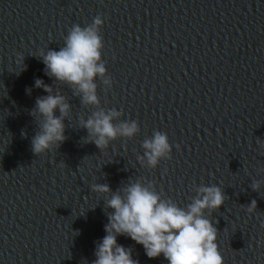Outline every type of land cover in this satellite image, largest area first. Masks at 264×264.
I'll return each mask as SVG.
<instances>
[{"label":"water","instance_id":"95a60500","mask_svg":"<svg viewBox=\"0 0 264 264\" xmlns=\"http://www.w3.org/2000/svg\"><path fill=\"white\" fill-rule=\"evenodd\" d=\"M97 15L106 72L90 104L46 74L42 53ZM50 94L69 105L65 139L36 154L35 104ZM101 110L138 131L97 147L83 122ZM156 131L172 148L153 168L142 144ZM137 181L181 207L220 187L205 214L223 264H264V0H0V264H93L107 200ZM117 243L139 264H168L127 235Z\"/></svg>","mask_w":264,"mask_h":264},{"label":"clouds","instance_id":"9594fccd","mask_svg":"<svg viewBox=\"0 0 264 264\" xmlns=\"http://www.w3.org/2000/svg\"><path fill=\"white\" fill-rule=\"evenodd\" d=\"M102 24L103 19L99 15L86 26L73 24L59 50L42 53L46 74L75 85L82 94L83 102L90 104L98 102L94 77L103 76L106 72L101 61L104 47L100 35ZM35 86L41 87L42 81L36 79ZM45 90L51 92L47 86ZM68 108L69 105L58 94L36 100L35 111L43 117V123L42 130L31 142L34 153L40 154L65 139L62 117L67 114ZM57 109L60 117L55 115ZM119 115L121 113L116 110L107 113L101 110L83 122L90 135L95 137L97 147H106L108 141L117 135L131 137L138 131L135 121L114 125L112 120ZM142 147L150 167H156L161 159L170 158L172 146L164 132H154L150 139L143 141ZM257 187L253 185L254 189ZM93 190L103 193L110 191L108 185H94ZM122 192V195L114 193L107 200V206L113 211L104 226L106 235L97 245L93 264H139L138 260L132 258L130 248L117 243L118 235H127L142 245L149 258L162 254L168 264H223L218 250L217 229L205 214L206 209H217L223 204L224 194L220 187H199L197 196L186 207L164 197L152 182H133ZM255 208L256 201L253 200L247 211L251 213Z\"/></svg>","mask_w":264,"mask_h":264}]
</instances>
